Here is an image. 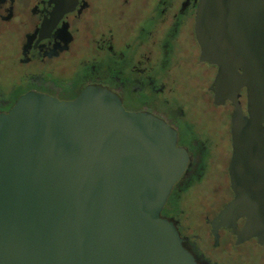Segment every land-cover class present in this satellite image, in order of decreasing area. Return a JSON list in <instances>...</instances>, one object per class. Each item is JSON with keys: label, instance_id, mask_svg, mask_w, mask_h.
Here are the masks:
<instances>
[{"label": "water", "instance_id": "1", "mask_svg": "<svg viewBox=\"0 0 264 264\" xmlns=\"http://www.w3.org/2000/svg\"><path fill=\"white\" fill-rule=\"evenodd\" d=\"M198 27L219 85L247 88L224 212L264 243V205L246 188L264 161V0H200ZM185 162L172 128L105 87L20 96L0 112V264H199L161 215Z\"/></svg>", "mask_w": 264, "mask_h": 264}, {"label": "flooded vegetation", "instance_id": "2", "mask_svg": "<svg viewBox=\"0 0 264 264\" xmlns=\"http://www.w3.org/2000/svg\"><path fill=\"white\" fill-rule=\"evenodd\" d=\"M199 4L0 0V112L31 91L70 101L98 85L126 111L162 119L186 162L161 215L199 264H264V243L243 233L247 218L224 212L236 197L230 164L247 88L220 86L219 67L201 58ZM259 170L246 188L264 205V161Z\"/></svg>", "mask_w": 264, "mask_h": 264}]
</instances>
